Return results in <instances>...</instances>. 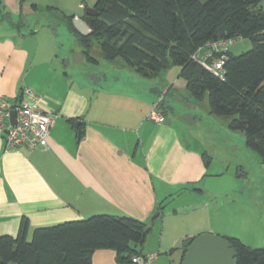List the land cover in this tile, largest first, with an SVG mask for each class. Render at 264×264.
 I'll use <instances>...</instances> for the list:
<instances>
[{"label":"crops","instance_id":"1","mask_svg":"<svg viewBox=\"0 0 264 264\" xmlns=\"http://www.w3.org/2000/svg\"><path fill=\"white\" fill-rule=\"evenodd\" d=\"M4 22L0 18V98L16 102L27 88L53 122L46 148L5 150L0 137V234L17 237L23 229L30 239L37 227L96 214L129 216L152 230L166 204L183 192L190 195L183 209H201L197 220L190 217L196 230L223 233V213L216 209L231 189L217 187L224 172L210 171L203 121L227 126L209 114L207 99L194 100L179 76L163 73L156 87L144 77V86L134 87L141 80L119 60L112 62L119 68L112 79L59 72L49 57L51 46H26L19 27ZM120 70L129 74L123 77ZM154 107L163 121L149 118ZM189 234L181 240L196 236ZM143 244V253L154 252L143 251ZM90 264H118L116 252L97 249Z\"/></svg>","mask_w":264,"mask_h":264},{"label":"trees","instance_id":"2","mask_svg":"<svg viewBox=\"0 0 264 264\" xmlns=\"http://www.w3.org/2000/svg\"><path fill=\"white\" fill-rule=\"evenodd\" d=\"M260 1L95 0L96 15L82 17L92 30L90 35L78 34L73 18L66 25L91 62L97 63L90 52L94 37L104 60H119L146 79L178 67L190 97L207 99L209 114L242 133L246 146L264 163V9L257 7ZM237 37L249 38L252 47L240 55L225 51L223 78L192 59L207 43ZM77 136H81L79 128ZM163 208L160 204L155 215L160 216ZM148 231L143 221L107 214L37 227L30 239L22 229L17 237L0 234V264H90L97 249H113L117 263L128 264L133 256L144 254ZM192 238L181 240L177 264ZM224 238L236 250L237 264H264V247L251 248L235 237Z\"/></svg>","mask_w":264,"mask_h":264},{"label":"rangeland","instance_id":"3","mask_svg":"<svg viewBox=\"0 0 264 264\" xmlns=\"http://www.w3.org/2000/svg\"><path fill=\"white\" fill-rule=\"evenodd\" d=\"M94 4L95 0H1L0 18L14 27H19L20 32L25 35L26 46H51L49 57L51 56L59 72L66 70L74 77L81 74L92 79L101 78L105 74L108 79H112L117 76L118 64L100 57L101 53L94 37L90 38V52L98 63L89 61L83 55L82 45L77 37L66 25L69 18L82 19L86 9L93 8ZM257 7L264 9V0H261ZM251 47V41L247 37H237L227 44V49L233 55L247 52ZM64 60L67 62L66 66L61 62ZM178 72L179 68L172 66L163 74L168 79L176 80ZM118 73L123 77L129 74L128 71L123 70ZM133 74L137 80H141L139 82L134 80V87L144 86L142 82L146 81L149 87L151 84L153 87L159 85L155 79L146 80L132 71L131 75ZM178 78L180 82H184L183 79ZM103 83L108 82L103 81ZM212 124L213 122L208 118L203 121L204 140L212 157L210 171L224 172L222 184H218L217 187L225 188L227 191L231 189L227 192L226 204L216 209V213H223L224 220L222 223L218 221L223 233L196 230L198 229L196 220L201 209L190 211L183 209L182 205L188 203L190 199V195L183 192L166 204L162 221L160 220L146 235L143 251L149 247L156 252L158 254L156 264H177L181 238L191 235L189 233L195 235L213 233L224 237H235L251 248L264 247L263 163L258 154L245 145L242 133L230 130L221 124H213L215 129ZM207 125L209 130L206 129ZM171 210H175L176 213L172 214ZM192 216L196 220L190 218Z\"/></svg>","mask_w":264,"mask_h":264},{"label":"built area","instance_id":"4","mask_svg":"<svg viewBox=\"0 0 264 264\" xmlns=\"http://www.w3.org/2000/svg\"><path fill=\"white\" fill-rule=\"evenodd\" d=\"M231 41L232 39H228L207 43L195 51L192 59L206 70L223 78L225 51ZM23 95L25 96L16 102H8L0 98V137L5 150L47 147L53 117L39 108L41 99L29 89H23ZM149 118L159 122L164 120L157 107L151 110ZM157 256L156 252L135 255L131 258V264H156Z\"/></svg>","mask_w":264,"mask_h":264},{"label":"water","instance_id":"5","mask_svg":"<svg viewBox=\"0 0 264 264\" xmlns=\"http://www.w3.org/2000/svg\"><path fill=\"white\" fill-rule=\"evenodd\" d=\"M85 14L92 16L96 15V12L94 8H87ZM72 24L76 32L83 37L92 33L87 23L80 18H73ZM13 116L12 113V118ZM180 264H237L236 250L223 236L202 233L192 238Z\"/></svg>","mask_w":264,"mask_h":264}]
</instances>
